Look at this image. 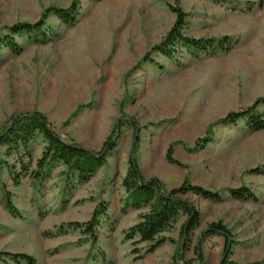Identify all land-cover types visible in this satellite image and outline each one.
Masks as SVG:
<instances>
[{
	"label": "rangeland",
	"instance_id": "obj_1",
	"mask_svg": "<svg viewBox=\"0 0 264 264\" xmlns=\"http://www.w3.org/2000/svg\"><path fill=\"white\" fill-rule=\"evenodd\" d=\"M72 2L0 0V130L15 114L37 111L64 139L96 152L119 128L115 147L87 183L73 177L66 185L58 165L35 191L29 174L15 185L8 166L19 171L21 160L33 170L44 138L11 156L0 145V251L30 254L36 264H103V254L107 264H173L185 213L153 252L139 237L126 239L150 210L125 203L122 181L137 134L144 179H159L166 192L188 180L220 194L181 195L201 216L185 259L199 262L200 246L202 264H222L226 237L203 234L222 223L234 242L225 264H264V174L251 172L264 165V129L215 124L264 96V0H180L184 34L227 43L218 50L192 53L179 44L172 56L152 51L176 20L175 0H79L73 24L52 12L38 37L15 35L21 51L1 42L11 26ZM241 187L252 197H234L231 190ZM4 190L20 217L6 210ZM101 202L108 210L94 243L82 224ZM4 258L0 264H17Z\"/></svg>",
	"mask_w": 264,
	"mask_h": 264
},
{
	"label": "trees",
	"instance_id": "obj_2",
	"mask_svg": "<svg viewBox=\"0 0 264 264\" xmlns=\"http://www.w3.org/2000/svg\"><path fill=\"white\" fill-rule=\"evenodd\" d=\"M176 4L171 5L173 12L176 14V20L162 41L154 46L152 51H158L162 54L172 56L177 45L182 44L189 52L196 53L209 49H222L227 43L217 42L216 39H196L184 34L186 28L187 14L179 5L180 0H175ZM224 3L225 0H214ZM79 0H73L68 8L51 7L46 9L40 20L32 22L17 23L9 28L10 34L2 38L1 42L14 52L21 51L15 39V35L29 33L34 37H38L42 28L45 26L50 13H55L64 22L73 24L76 21ZM149 55H145L142 62L148 59ZM245 122L251 131H260L264 129V96L256 99L250 106L239 110L230 111L225 117L218 120L217 123L225 125H238ZM213 124V125H215ZM212 125V127H214ZM211 127V130H212ZM119 129V128H118ZM115 130V132L118 131ZM112 133L105 140L104 145L99 151L88 150L78 143L64 139L52 127L47 117L41 112H22L11 117V122L0 130V145L7 147L6 154L11 156L20 147L27 148L29 143L38 135H41L46 144L42 151L41 157L36 162V167L30 170V166L20 160L21 170H17L14 165H10L9 174L15 185H19L23 176L29 174L32 187L38 188V185H44L49 179L52 171L62 165L60 176L66 182V185L75 178L77 185L87 183L92 175L101 167L107 164V159L115 147V135ZM135 142L129 156V167L122 184L126 190L127 197L125 203L134 207L150 204V210L141 216L138 223L131 226L126 234V239L139 237V241L150 243L148 252H153L167 238L160 236L161 233L172 227L173 223L179 218L181 213L188 216L187 221L183 224L181 231V242L175 254L173 264H202L203 252L200 246L196 247V253L199 262L185 259L186 249H188L193 232L200 222V213L191 202L181 197L182 194L194 193L204 198L219 199L220 194L216 191L204 188L199 185H193L184 181L181 186L174 188L169 192L164 191L162 183L157 178L144 179L141 174L138 162L137 152L139 149V138L135 135ZM211 137L204 140L206 144L211 141ZM204 144V145H206ZM167 157L169 161L178 163L173 160L171 152L168 151ZM256 174H264V165L258 166L251 170ZM231 193L237 198H250L252 194L245 187L232 189ZM4 206L10 214L20 217L19 209L13 204L11 194L4 190L3 194ZM108 206L106 202H101L94 210L90 220L82 224L84 232L94 240L98 239V229L101 225V217L107 214ZM79 226V224H77ZM221 233L226 237V248L224 251L225 261L234 245L231 235L222 223H213L204 231V235L209 233ZM9 257L17 264H36V259L27 253H11L0 251V260L5 261L4 257ZM103 264H107L105 255Z\"/></svg>",
	"mask_w": 264,
	"mask_h": 264
}]
</instances>
